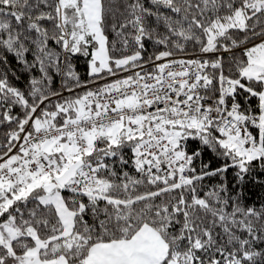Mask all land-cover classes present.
<instances>
[{
  "label": "snow or ice",
  "instance_id": "obj_1",
  "mask_svg": "<svg viewBox=\"0 0 264 264\" xmlns=\"http://www.w3.org/2000/svg\"><path fill=\"white\" fill-rule=\"evenodd\" d=\"M0 128V264H264V0H0Z\"/></svg>",
  "mask_w": 264,
  "mask_h": 264
},
{
  "label": "trees",
  "instance_id": "obj_2",
  "mask_svg": "<svg viewBox=\"0 0 264 264\" xmlns=\"http://www.w3.org/2000/svg\"><path fill=\"white\" fill-rule=\"evenodd\" d=\"M77 71H79L82 75L85 73L86 68H85V63L83 59H81L77 64ZM20 83H21V86H23L24 81H21ZM2 132H3V129L0 128V134H2ZM254 191L257 193L259 192V190H254ZM256 198H257L256 195H253V199H256Z\"/></svg>",
  "mask_w": 264,
  "mask_h": 264
}]
</instances>
